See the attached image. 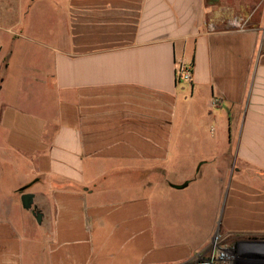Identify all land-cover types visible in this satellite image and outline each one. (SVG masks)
<instances>
[{"label":"crops","instance_id":"crops-1","mask_svg":"<svg viewBox=\"0 0 264 264\" xmlns=\"http://www.w3.org/2000/svg\"><path fill=\"white\" fill-rule=\"evenodd\" d=\"M218 235L264 245V0H0V264L193 263Z\"/></svg>","mask_w":264,"mask_h":264},{"label":"built area","instance_id":"built-area-1","mask_svg":"<svg viewBox=\"0 0 264 264\" xmlns=\"http://www.w3.org/2000/svg\"><path fill=\"white\" fill-rule=\"evenodd\" d=\"M176 82L188 84L192 76L191 64L183 63L182 61L176 64L175 70ZM200 264H236L235 254L226 249H218L217 251L212 250L211 256L208 261Z\"/></svg>","mask_w":264,"mask_h":264},{"label":"rangeland","instance_id":"rangeland-1","mask_svg":"<svg viewBox=\"0 0 264 264\" xmlns=\"http://www.w3.org/2000/svg\"><path fill=\"white\" fill-rule=\"evenodd\" d=\"M250 240L252 239H250L249 237L248 238L247 237H229L226 239L218 235L214 239L212 250L217 251L220 248V249L229 250L233 253H236V252L238 253L240 251H255L258 249L264 250V245L261 244L259 246L257 243L249 242ZM206 261H208V258L200 259L193 263H184V264H200V263H205ZM240 264H243V263H240ZM244 264H247V262H244Z\"/></svg>","mask_w":264,"mask_h":264},{"label":"water","instance_id":"water-1","mask_svg":"<svg viewBox=\"0 0 264 264\" xmlns=\"http://www.w3.org/2000/svg\"><path fill=\"white\" fill-rule=\"evenodd\" d=\"M32 204V195L30 194H24L21 197V205L24 209L29 210L31 208ZM36 221L39 223L40 222V214L38 213H33Z\"/></svg>","mask_w":264,"mask_h":264},{"label":"trees","instance_id":"trees-1","mask_svg":"<svg viewBox=\"0 0 264 264\" xmlns=\"http://www.w3.org/2000/svg\"><path fill=\"white\" fill-rule=\"evenodd\" d=\"M177 83V82H176Z\"/></svg>","mask_w":264,"mask_h":264}]
</instances>
